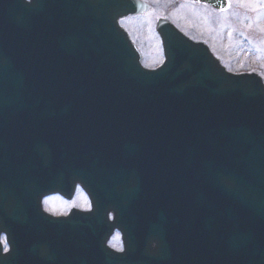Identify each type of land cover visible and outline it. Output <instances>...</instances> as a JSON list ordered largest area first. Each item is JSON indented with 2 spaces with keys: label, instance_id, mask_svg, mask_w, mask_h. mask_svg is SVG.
I'll list each match as a JSON object with an SVG mask.
<instances>
[{
  "label": "water",
  "instance_id": "1",
  "mask_svg": "<svg viewBox=\"0 0 264 264\" xmlns=\"http://www.w3.org/2000/svg\"><path fill=\"white\" fill-rule=\"evenodd\" d=\"M143 10L134 0H0V177L8 180L0 188L10 196L7 206L0 203V217L11 213V227L17 225L8 232L12 245L6 256L0 255V264L35 261L16 252L19 244L38 241L33 226L22 231L12 211L23 184L34 187V178H41L45 182L35 186L36 192L63 195L72 186L64 190L66 185L56 182L68 177L111 178L106 173L113 163L100 151L113 139L109 125L118 126L117 138L131 140L118 148L117 158L118 179L129 177L133 170L126 160L134 146L131 135L120 131L121 119L132 123L136 116L151 118L159 134L171 136L167 155L180 148L184 154L182 168L171 171L170 163L165 176L160 165L144 169L151 179L164 178L162 194L148 200L164 198L163 212L186 211L194 217L167 215L166 220L159 215L154 229L136 220L133 231L125 230L118 263L116 254L104 250L101 261L91 264H264L262 80L255 74L215 75L207 48L162 21L157 30L166 62L156 71L143 70L117 25ZM85 184L94 211L88 238L93 248L98 233L110 228L105 210L95 202L103 195L117 196V185ZM122 202L118 210L132 211ZM134 209L152 210L148 203ZM150 234L160 237L152 251L146 245ZM33 250L29 246L28 252Z\"/></svg>",
  "mask_w": 264,
  "mask_h": 264
},
{
  "label": "rangeland",
  "instance_id": "2",
  "mask_svg": "<svg viewBox=\"0 0 264 264\" xmlns=\"http://www.w3.org/2000/svg\"><path fill=\"white\" fill-rule=\"evenodd\" d=\"M153 6V15H168L172 20H175L184 29L191 27L197 32L211 30L212 23L202 19L200 13L195 9V6H181L182 1L175 0H147ZM174 1V2H173ZM232 18V31L234 39L231 43V52L234 53L233 60L229 59V67L233 71H254L264 78V0H230ZM178 7L176 8V6ZM230 7V8H231ZM176 8V9H175ZM181 14L183 16L180 15ZM230 16L224 14L223 18ZM183 21H181L180 19ZM145 22L151 21L150 17H145ZM144 23V22H142ZM132 22L129 24L130 29L138 36L136 40L143 46L145 51L152 52L157 56L159 52L158 44L153 35L151 26ZM205 26V27H204ZM139 28L136 31V28ZM225 29V28H224ZM192 34L198 35L191 31ZM224 33V31H223ZM222 35L218 38H222ZM150 66L159 62V58L154 55H148Z\"/></svg>",
  "mask_w": 264,
  "mask_h": 264
},
{
  "label": "flooded vegetation",
  "instance_id": "3",
  "mask_svg": "<svg viewBox=\"0 0 264 264\" xmlns=\"http://www.w3.org/2000/svg\"><path fill=\"white\" fill-rule=\"evenodd\" d=\"M81 199H82V196H81L80 193H78L77 195L74 196V198L71 201H69L72 205L70 207H66V210H61L60 213L61 214H66L68 212V210L73 208L72 206H76L78 208L80 206H82V208H85V206H86L85 201H84V199L83 200H81ZM65 204H66V206H68L67 203H65ZM60 213H57V214H60ZM114 238H115L116 241H118V234H116L114 236ZM116 249L118 250V245L116 246Z\"/></svg>",
  "mask_w": 264,
  "mask_h": 264
}]
</instances>
